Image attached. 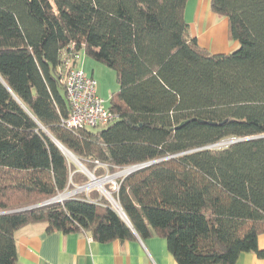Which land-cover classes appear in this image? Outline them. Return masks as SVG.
<instances>
[{
	"label": "trees",
	"instance_id": "16d2710c",
	"mask_svg": "<svg viewBox=\"0 0 264 264\" xmlns=\"http://www.w3.org/2000/svg\"><path fill=\"white\" fill-rule=\"evenodd\" d=\"M187 1L0 0V264L37 223L103 243L160 237L177 264L264 259V0H210L239 43L226 55L188 38ZM72 44L119 85V120L95 132L60 126ZM49 135L95 177L156 162L106 185L126 220L96 190L32 208L88 182Z\"/></svg>",
	"mask_w": 264,
	"mask_h": 264
},
{
	"label": "crops",
	"instance_id": "0c3cea01",
	"mask_svg": "<svg viewBox=\"0 0 264 264\" xmlns=\"http://www.w3.org/2000/svg\"><path fill=\"white\" fill-rule=\"evenodd\" d=\"M188 38L212 55L236 51L239 43L229 37L228 21L214 14L210 0H188L184 10ZM92 78L93 75L85 73ZM16 264H177L164 239L137 235L130 240L98 242L90 233L49 232L46 224L24 226L15 233ZM264 250V233L257 238ZM235 264H264L252 252L241 253Z\"/></svg>",
	"mask_w": 264,
	"mask_h": 264
},
{
	"label": "built area",
	"instance_id": "2783aa9c",
	"mask_svg": "<svg viewBox=\"0 0 264 264\" xmlns=\"http://www.w3.org/2000/svg\"><path fill=\"white\" fill-rule=\"evenodd\" d=\"M73 44L68 46L61 52V64L58 68L59 83L64 89L65 97L68 102L70 111L68 117L62 119L60 126L66 130H84V129H103L119 120V115L112 112L109 108L105 107L104 101L97 95V83L94 78L87 76L81 69L76 67V59L78 53L73 52ZM232 141H222L217 144L211 145L208 148L217 149L228 145ZM100 165L98 162H95ZM143 165L131 166L124 168L113 175H104L103 179H97L93 174L89 176V181L93 179L105 180L117 177L111 183V190L117 191L119 188V180L123 177L143 168ZM81 171V170H80ZM83 171V170H82ZM81 171V172H82ZM108 175V176H107ZM89 182V183H90ZM89 183L81 186L77 191ZM74 191L73 193H77ZM60 199L58 202L62 201Z\"/></svg>",
	"mask_w": 264,
	"mask_h": 264
},
{
	"label": "rangeland",
	"instance_id": "374dc122",
	"mask_svg": "<svg viewBox=\"0 0 264 264\" xmlns=\"http://www.w3.org/2000/svg\"><path fill=\"white\" fill-rule=\"evenodd\" d=\"M76 61V67L81 69L84 73H88L89 75H93L96 83H97V95L104 101V105L105 107H110V98L111 96H115L116 93L118 92L119 90V85H118V82H117V78H116V74L113 70L109 69L108 67H106L104 64L98 62V61H95L91 58H89L87 55H85L84 52H80L78 53V56H77V59L75 60ZM92 131H97V129H93ZM71 161L73 160L72 156H68L66 155ZM75 158V157H74ZM77 159V158H75ZM78 161V160H77ZM76 166L77 164L72 161ZM82 169L79 168V170H83L82 173L85 174L86 176L87 175H92L91 172L87 171L86 167L84 165H82ZM108 176V175H107ZM88 177V182L89 183V176ZM97 179H103L102 177L100 178H97ZM115 179H117V177H111L108 179V181H106L104 183V190L106 192H108V194H106L105 192H103L101 189L99 188H96V187H93V188H90V189H85V190H82V191H77V189H79L80 187H77V188H73V190H69L63 194H61V196L58 198L59 200L60 199H66V198H70V197H73V196H76L80 193H89L90 191H93V190H96L100 196H102L103 198H105L107 200L106 197L108 198H112V195L111 193L105 189L106 185H110L111 186V183L112 181H114ZM86 183V184H87ZM111 189V188H110ZM74 191H77V193H73ZM110 198V199H111ZM113 199V198H112ZM112 201V200H111ZM110 202V201H108ZM110 204L112 205V207L114 208L112 202H110Z\"/></svg>",
	"mask_w": 264,
	"mask_h": 264
},
{
	"label": "water",
	"instance_id": "95a60500",
	"mask_svg": "<svg viewBox=\"0 0 264 264\" xmlns=\"http://www.w3.org/2000/svg\"><path fill=\"white\" fill-rule=\"evenodd\" d=\"M200 122H204V121H200ZM185 123H187V121L186 122H182L181 124H179L178 126H177V128H180V127H182ZM205 123V122H204ZM206 123H208V124H211V125H214L215 123H213V122H206ZM49 137L51 138V140L56 144V146L60 149V150H62V152L65 154V155H67V151L62 147V145L60 144V143H58L52 136H50L49 135ZM71 155V154H70ZM72 156V155H71ZM72 158H73V160L72 161H74L76 164H77V166L80 168V169H82V164L80 163V162H78L73 156H72ZM154 163H156V162H149V163H146V164H144L143 165V167H147V166H150V165H153ZM108 193V192H107ZM61 196V195H60ZM60 196H58V197H60ZM58 197H56V198H53V199H51V200H49V201H47V202H45V203H43V204H40V205H37V206H34V207H32V208H35V207H40V206H43V205H47V204H50V203H54V202H58L59 200H58ZM107 198V200L108 201H110V202H112V204H113V206H114V208L118 211V213L120 214V216L122 217V218H124L125 220H126V217H125V215H124V213L121 211V209L117 206V204L115 203V201L111 198H108V197H106ZM112 200V201H111ZM32 208H29V209H32ZM23 210H28V209H23ZM20 211H22V210H20Z\"/></svg>",
	"mask_w": 264,
	"mask_h": 264
},
{
	"label": "bare ground",
	"instance_id": "6f19581e",
	"mask_svg": "<svg viewBox=\"0 0 264 264\" xmlns=\"http://www.w3.org/2000/svg\"><path fill=\"white\" fill-rule=\"evenodd\" d=\"M68 156H70V154L68 152H66ZM71 157V156H70ZM107 181V179L105 180H96V179H93L87 186H85L84 188H82V190H85V189H90V188H93V187H96V188H99L101 189L103 192H105L106 194H108L105 190H104V183ZM81 190V191H82ZM109 195V194H108ZM59 198V197H58ZM59 200V199H58Z\"/></svg>",
	"mask_w": 264,
	"mask_h": 264
}]
</instances>
